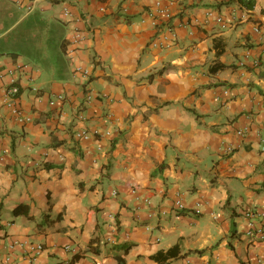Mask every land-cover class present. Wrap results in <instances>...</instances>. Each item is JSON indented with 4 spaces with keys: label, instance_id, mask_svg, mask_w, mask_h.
Segmentation results:
<instances>
[{
    "label": "crops",
    "instance_id": "crops-1",
    "mask_svg": "<svg viewBox=\"0 0 264 264\" xmlns=\"http://www.w3.org/2000/svg\"><path fill=\"white\" fill-rule=\"evenodd\" d=\"M253 2L241 21L239 0H0L1 69L29 66L13 105L0 80V264H160L152 256L175 246L165 264H264L244 216L264 223V0ZM169 28L176 40L160 46ZM22 204L29 216L15 217ZM15 239L44 251L27 260L7 249Z\"/></svg>",
    "mask_w": 264,
    "mask_h": 264
},
{
    "label": "built area",
    "instance_id": "built-area-1",
    "mask_svg": "<svg viewBox=\"0 0 264 264\" xmlns=\"http://www.w3.org/2000/svg\"><path fill=\"white\" fill-rule=\"evenodd\" d=\"M252 2V0H245V3H241V8L242 12L240 13L239 20L241 21H247L251 18L252 12L255 8V4L253 6H247L248 3ZM28 11H31L33 6L32 4L28 5ZM155 14L163 16L166 20H169L171 17V12L168 7L164 6L161 1H157L155 5ZM63 17L68 20H76V21H82L86 23L87 25L90 24L89 18L84 16V17H75L74 13L70 8L65 7L63 10ZM206 17L208 19H214L216 20L219 24L222 25V27H227L229 24L225 22L224 18L222 16L216 15L213 11H208L206 13ZM254 31L259 32L260 28L259 26L255 25L254 26ZM168 35V36H167ZM164 35L163 39L160 42V46L163 47H169L171 46L172 42L176 40V34L175 32L169 28V34ZM85 32L82 30H75V34L73 37V45H78L81 42L84 41L85 39ZM258 63V62H257ZM29 68L28 64L22 63V64H17L11 69H8L6 71H3L1 69V62H0V80L3 79V77L8 76L10 78L9 85L6 88V94L10 98L9 105L14 104V99L19 95L20 93V87L18 85V79L16 77V73L18 71L23 72L26 71ZM77 71L81 72L82 75L87 76L89 75V70L84 69L81 66L77 67ZM62 96H59V99H62ZM92 98L91 95L88 96V99L90 100ZM14 113L19 115L20 111L14 107L13 109ZM23 120V119H22ZM239 135H244L245 131L244 130H239L238 131ZM79 138L83 139H89L90 138V133L87 130H82L78 131L76 134ZM228 152H232L233 148L232 146L227 148ZM0 157H2V152L0 151ZM135 192V190H133ZM116 194V192H114ZM147 203L150 204L151 202L147 200ZM174 209L177 212H181L185 209V205L183 204L181 198H178L175 201L174 204ZM200 212L199 210H197ZM162 214L165 215L166 211H162ZM245 218L247 219V229L245 231V234L248 238H251L252 240H264V223L262 220L259 222L257 221L258 218L256 213L253 211H246L244 213ZM7 249L10 250L12 253H18V256H21L25 259L32 260V258H36L38 255H40L44 251V245L40 243H34L30 240L27 239H15L11 241ZM10 256H7L6 261H10Z\"/></svg>",
    "mask_w": 264,
    "mask_h": 264
},
{
    "label": "trees",
    "instance_id": "trees-1",
    "mask_svg": "<svg viewBox=\"0 0 264 264\" xmlns=\"http://www.w3.org/2000/svg\"><path fill=\"white\" fill-rule=\"evenodd\" d=\"M240 3H245V0H239ZM254 2L252 0V2L248 3L247 6H253ZM219 64H215L212 67V70H215V68L218 66ZM220 66H218L219 68ZM12 214L17 217V216H29V209L27 205H19L17 206L15 209H13ZM128 249V248H127ZM179 256V248L177 246L169 249L166 252L160 251L157 254L153 255L152 258L155 259L156 261H158L160 264H165L168 263L169 261H171L174 258H177ZM119 263L122 262V258L119 256L117 257Z\"/></svg>",
    "mask_w": 264,
    "mask_h": 264
}]
</instances>
